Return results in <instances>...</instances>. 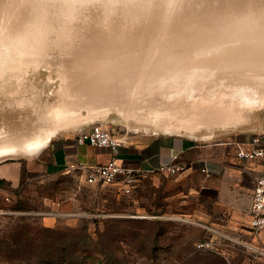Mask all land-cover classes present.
Masks as SVG:
<instances>
[{
    "label": "rangeland",
    "instance_id": "374dc122",
    "mask_svg": "<svg viewBox=\"0 0 264 264\" xmlns=\"http://www.w3.org/2000/svg\"><path fill=\"white\" fill-rule=\"evenodd\" d=\"M179 30L202 37L201 67H191L195 58L183 55L184 70L198 72L200 82L180 92L169 87L164 95L163 70L169 67L163 46ZM214 44L252 55L242 64H210ZM79 76L138 103H83L73 95ZM237 94L257 99L244 102ZM261 107L264 0H23L15 20L0 21V146L18 148L0 159V168L31 160L28 143L86 120L107 118L103 126L120 138L209 136L233 122L250 123ZM172 185L168 178L142 177L126 194L116 185H87L72 174L48 175L37 165L21 174L19 184L0 187V251L27 230L35 244L68 238V257L77 262L85 252V264H264V254L245 244L242 231L213 221L211 204L199 211L186 203L183 186ZM44 228L59 232L51 236ZM202 242L212 248L199 249ZM0 264L25 263L0 257Z\"/></svg>",
    "mask_w": 264,
    "mask_h": 264
},
{
    "label": "crops",
    "instance_id": "0c3cea01",
    "mask_svg": "<svg viewBox=\"0 0 264 264\" xmlns=\"http://www.w3.org/2000/svg\"><path fill=\"white\" fill-rule=\"evenodd\" d=\"M84 125L56 136L31 160L3 162L0 180L19 184L21 174L39 165L48 175L72 174L84 182L82 167L105 165L112 156L109 149L77 144L76 136ZM256 136L264 142V110L257 113L250 125L209 137L185 133L124 134L120 160L125 167L140 172L141 177L163 182L168 178L172 186H183L186 203L199 211L203 205L211 204L215 212L213 221L242 231L245 244L258 256L264 254V233L256 231L251 221L256 179L264 175V158L247 162L237 158L238 148H247ZM171 164L184 165L185 170L174 176L161 171ZM121 183L116 186L122 188ZM205 219L211 220L208 216Z\"/></svg>",
    "mask_w": 264,
    "mask_h": 264
},
{
    "label": "built area",
    "instance_id": "2783aa9c",
    "mask_svg": "<svg viewBox=\"0 0 264 264\" xmlns=\"http://www.w3.org/2000/svg\"><path fill=\"white\" fill-rule=\"evenodd\" d=\"M76 141L79 146L90 145L96 148L109 149L110 161L99 167H82L85 172L84 183L87 185L113 186L122 182V190L131 194L138 185L141 173L125 167L120 160V150L125 145L122 138L116 136L112 131L101 124L92 125L88 130L77 134ZM237 158L241 161H255L264 158V142L261 137L253 138L247 148L239 147ZM185 170L181 164H171L162 168V172L170 175H178ZM205 171V170H204ZM252 227L264 233V175L256 179L254 203L252 207ZM199 249H211L210 242H202L197 246Z\"/></svg>",
    "mask_w": 264,
    "mask_h": 264
},
{
    "label": "water",
    "instance_id": "95a60500",
    "mask_svg": "<svg viewBox=\"0 0 264 264\" xmlns=\"http://www.w3.org/2000/svg\"><path fill=\"white\" fill-rule=\"evenodd\" d=\"M188 31H178L177 33H173V35H169L166 36L169 39L167 40V44L165 46H163V48L167 49L168 53L164 54L162 61L165 63V65L169 68L163 70V75L166 73L167 76V88L166 86H164V95H166V91L167 93H169L170 90L169 87H175L177 86L178 91H186V86L187 84L191 86L194 85V80H200V74L198 72H191V71H186L184 69H186L188 66L186 64L187 62V58H185L183 55H188V59L189 58H195L194 62H192V66H198L201 67L202 63H203V59H202V53H201V35H185V33H187ZM211 37V36H209ZM224 37V36H222ZM196 43L198 45H196ZM213 50L216 49L217 52L213 53L209 63L210 64H215L216 62H221V61H227V60H233L234 62L239 60V63L242 64L243 61H248V59H245L246 55H252V54H245V57H243V52H241L240 50H237L238 48L236 47L235 49L237 50V52H233L234 50H232V47H223L221 45L218 44H214L212 45ZM222 48H227L231 51L229 52H220L218 50L222 49ZM187 49H189V53L187 54L186 51ZM196 49H198L199 51L196 52ZM226 49V50H227ZM229 53V54H228ZM197 55V58H196ZM183 56V57H182ZM249 61H251V59H249ZM174 63V64H173ZM241 64H239V66H242ZM183 66V67H182ZM254 68H256L258 65H256V63H254L253 65ZM171 67V68H170ZM182 67V68H181ZM172 72V73H171ZM200 82V81H199ZM169 95V94H167ZM234 97V96H233ZM238 97H240L241 99H245L243 100L244 102H251L253 101L252 98L257 99L256 96H251V94L249 95H244V94H237L235 96V98L238 99ZM252 97V98H251ZM234 98V99H235ZM165 101V99H163ZM249 100V101H248ZM264 107H261L259 109L256 110V114L254 115V117H256L257 113L259 111H263ZM238 121V120H236ZM253 121V119H252ZM251 121V122H252ZM250 122V123H251ZM86 125H84V127H82L78 133L84 132L86 130H88L92 125L95 124H101V125H106L107 124V118L106 119H91V120H86L85 122ZM83 123H79L78 126L74 127V128H69V129H65L64 131L66 132H72L75 131L77 128H79V126ZM250 123H244V124H239V122H233V124L231 125H226L223 126L222 129H219L220 131L217 132H222V131H226V130H230V129H239L241 127H244L245 125H250ZM217 132H212L209 136H211L214 133ZM174 133H181V132H174ZM172 133H166V134H174ZM186 134H191L193 135V133H186ZM195 134V133H194ZM207 136V137H209ZM55 137V136H54ZM53 137V138H54Z\"/></svg>",
    "mask_w": 264,
    "mask_h": 264
},
{
    "label": "trees",
    "instance_id": "16d2710c",
    "mask_svg": "<svg viewBox=\"0 0 264 264\" xmlns=\"http://www.w3.org/2000/svg\"><path fill=\"white\" fill-rule=\"evenodd\" d=\"M10 183L6 180H0V187ZM45 230L51 236L57 235L59 232L56 229L44 228ZM28 236L27 230L17 232L12 241L6 245V251H0V257L5 260L7 259L9 262L18 260L25 264H85L88 260V258H85V252L81 253L80 261L77 262L68 257V238L63 239L61 242L39 241L38 244H35L33 240H28ZM79 239V241L84 240V238Z\"/></svg>",
    "mask_w": 264,
    "mask_h": 264
},
{
    "label": "clouds",
    "instance_id": "9594fccd",
    "mask_svg": "<svg viewBox=\"0 0 264 264\" xmlns=\"http://www.w3.org/2000/svg\"><path fill=\"white\" fill-rule=\"evenodd\" d=\"M22 6L23 0H0V21L7 23L15 20ZM73 95L83 103L95 105L125 104L135 106L138 103L125 93L106 89L101 84L82 76L75 80Z\"/></svg>",
    "mask_w": 264,
    "mask_h": 264
},
{
    "label": "bare ground",
    "instance_id": "6f19581e",
    "mask_svg": "<svg viewBox=\"0 0 264 264\" xmlns=\"http://www.w3.org/2000/svg\"><path fill=\"white\" fill-rule=\"evenodd\" d=\"M229 54V53H228ZM174 64V63H173ZM239 73V72H238ZM236 74V73H235ZM241 75V74H240ZM232 76H233V74H232ZM237 76H239L238 74H237ZM244 76V75H243ZM246 77V76H245ZM239 78H240V76H239ZM243 78V77H242ZM246 79V78H245ZM240 80H241V78H240ZM248 81V80H247ZM247 87H249V86H247ZM252 87H254V86H252ZM248 89V88H247ZM213 106V105H212ZM212 106H211V108H212ZM223 106V105H222ZM225 106H227V105H225ZM232 106V105H231ZM235 105H233V107H232V109H234L235 107H234ZM219 107V106H218ZM244 107V106H243ZM243 107H242V109H243ZM239 108V107H238ZM248 108V107H247ZM212 109H214V108H212ZM229 109H231V108H229ZM229 109L227 110V112H229ZM237 109V108H236ZM240 110H241V107L239 108ZM210 110V109H209ZM223 110H225V109H223ZM235 110V109H234ZM217 111V110H216ZM215 111V112H216ZM219 111H221V109L219 110ZM215 112H213V113H215ZM225 111H223V113H224ZM226 112V113H227ZM238 112V111H237ZM220 113H222V111L220 112ZM219 113V114H220ZM229 113H231V112H229ZM62 115V114H61ZM221 115V114H220ZM192 124V123H191ZM158 126V125H157ZM163 126V125H162ZM164 126H165V124H164ZM161 127V126H160ZM161 128H163V127H161ZM59 129V128H58ZM64 129H67V128H64ZM164 129V128H163ZM162 129V130H163ZM169 129V128H168ZM167 129V130H168ZM174 130H176L175 128H173ZM172 128L170 129V130H173ZM157 130H159V129H157ZM52 131V130H51ZM59 131V130H58ZM161 132V131H160ZM45 133V132H44ZM56 133H57V130L56 131H53V132H51V133H49V134H47L45 137H40V138H37L34 142H31V143H28L27 145H26V147H25V153H28V155L29 156H34V155H37L38 153H40L49 143H50V141L53 139V137L56 135ZM169 133V132H168ZM18 153V148L16 147V146H14V145H8V144H5V145H3L2 144V146H0V159L1 158H4V157H9V156H13V155H16ZM22 153V152H21Z\"/></svg>",
    "mask_w": 264,
    "mask_h": 264
}]
</instances>
